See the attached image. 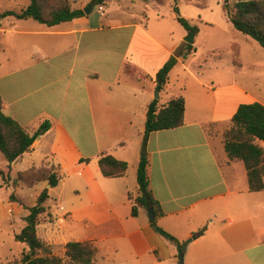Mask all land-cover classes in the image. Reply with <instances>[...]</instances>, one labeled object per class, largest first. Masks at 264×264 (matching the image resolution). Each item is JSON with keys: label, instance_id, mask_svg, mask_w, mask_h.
<instances>
[{"label": "crops", "instance_id": "0c3cea01", "mask_svg": "<svg viewBox=\"0 0 264 264\" xmlns=\"http://www.w3.org/2000/svg\"><path fill=\"white\" fill-rule=\"evenodd\" d=\"M154 20L151 30L150 20L140 17L101 21L93 14L53 27L8 18L0 24L1 111L29 136L50 126L11 164L0 153L1 188L13 190L0 206L10 220L13 205L27 217L46 190L37 236L53 255L60 249L64 262L67 244L90 243L95 264H180L176 246L152 228L148 210L131 215L156 74L181 54L183 40L168 43L162 21ZM191 52L158 92L159 106L184 99L183 125L150 134L145 148L149 190L163 214L154 221L187 242L184 264H264V191H249L243 163L230 161L223 143L238 107L264 106V96L233 77L200 82L191 71L200 60ZM102 156L125 162L126 174L104 178ZM42 169L52 170L56 187H49L48 173L42 180L31 174Z\"/></svg>", "mask_w": 264, "mask_h": 264}, {"label": "trees", "instance_id": "16d2710c", "mask_svg": "<svg viewBox=\"0 0 264 264\" xmlns=\"http://www.w3.org/2000/svg\"><path fill=\"white\" fill-rule=\"evenodd\" d=\"M176 1V0H175ZM105 0H94V5H100ZM224 9L228 20L234 30L254 40L264 49V0L240 1L234 5L233 10L228 9L225 3ZM178 15V8H175ZM85 16L83 10H72L63 0H60L54 8L48 9L45 0H29V5L19 12L7 11L2 14L4 18L15 20H33L41 25L53 27L64 22L72 21ZM177 22L187 31L198 30L190 26L187 20L176 17ZM186 52L170 57L169 60L156 74V91L161 92L168 83V75L176 66L179 58L185 60L192 50L191 45H185ZM127 73L132 70L126 68ZM185 102L182 97L172 98L166 105L159 106L158 100H153L147 107L145 131L143 135L142 157L137 169V184L139 197L132 206L131 215L136 217L138 207L146 210L153 209L155 218L162 216L159 203L153 198L149 190V179L147 176L146 144L150 134L179 128L183 125ZM49 124L44 123L33 135H27L21 127L11 118L6 117L1 111L0 100V153L9 164L28 152L39 135L49 129ZM224 150L230 161H241L247 172L248 187L250 192L264 191V106L259 103L242 104L231 119L228 130L223 134ZM101 174L106 179L120 178L126 174L127 164L113 158L102 156L99 159ZM52 171V170H51ZM51 171L42 169L31 174L37 180H42L47 175V182L51 188L58 184V179ZM0 176L4 173L0 171ZM14 199L13 196L10 197ZM47 191H43L37 199L36 204L29 208V214L24 221L26 226L20 234L15 236L17 242L27 246V250L21 254L19 260L9 264H95V247L90 243H69L65 246L66 261L53 255L49 246L43 243L37 236V225L39 217L45 212L43 204L47 200ZM151 224L155 231L166 240L173 243L182 255L186 243L178 242L174 237ZM203 230L195 236L201 235Z\"/></svg>", "mask_w": 264, "mask_h": 264}, {"label": "rangeland", "instance_id": "374dc122", "mask_svg": "<svg viewBox=\"0 0 264 264\" xmlns=\"http://www.w3.org/2000/svg\"><path fill=\"white\" fill-rule=\"evenodd\" d=\"M59 1L45 0L46 7L54 8ZM63 1L72 10L81 6L85 9L92 5L93 10L87 16L93 14L94 20H121L124 16L129 19L140 17L144 21L150 20L148 27L151 30L155 23L154 19L158 18L162 21V35L168 43L172 40L183 39L182 46L178 50L183 54L186 52L185 45H188L184 42L188 31L177 22L176 17L179 15L187 20L191 27L198 30L194 44L191 46L196 50V61L200 60V63L198 62L196 68L192 67L191 71L197 74L200 82L210 85V82L233 77L235 81L241 82L249 92L264 96V49L251 38L234 30L224 9L225 3L232 11L237 2L252 0H105L100 5H94V0ZM28 5L29 0H0V24L7 19L2 17L3 13L7 11L19 12ZM100 7L103 8L102 11ZM176 7L178 15L174 11ZM8 19L14 18L8 17ZM145 23L147 24V22ZM2 46L3 40L0 38V50ZM192 55L193 53L190 52L189 56ZM177 71H180V68ZM180 76L187 81L188 74L186 72L182 70ZM2 178L0 176V204L13 192L10 189L7 193L2 190ZM24 192L27 193V196L34 193L29 190ZM18 193L20 194L21 191ZM134 196L137 200L139 192L134 193ZM27 201L30 202L29 199ZM11 209L13 220L9 219L8 208L5 205L0 206V264L17 258L19 252L21 254L23 249H27L26 245L16 242L14 239L26 226L25 217H22L16 206L13 205ZM155 226L158 227L156 223ZM152 228L154 229V227ZM59 250L54 248L56 256L64 259V255L60 254ZM183 255L184 253L179 255V258Z\"/></svg>", "mask_w": 264, "mask_h": 264}, {"label": "water", "instance_id": "95a60500", "mask_svg": "<svg viewBox=\"0 0 264 264\" xmlns=\"http://www.w3.org/2000/svg\"><path fill=\"white\" fill-rule=\"evenodd\" d=\"M93 10V6L92 5H89L87 7V9L84 10V14L85 15H89ZM195 35H196V32L195 31H188L186 37L184 38V42L188 45H192L194 44V41H195ZM155 99L158 100L159 99V93L156 91L155 93ZM50 187V186H49ZM148 219L151 223L154 222L155 220V216H154V212H153V209H149L148 210ZM179 263L180 264H183V256H180L179 258Z\"/></svg>", "mask_w": 264, "mask_h": 264}, {"label": "built area", "instance_id": "2783aa9c", "mask_svg": "<svg viewBox=\"0 0 264 264\" xmlns=\"http://www.w3.org/2000/svg\"><path fill=\"white\" fill-rule=\"evenodd\" d=\"M100 10L102 11V10H103V8H102V7H100Z\"/></svg>", "mask_w": 264, "mask_h": 264}]
</instances>
